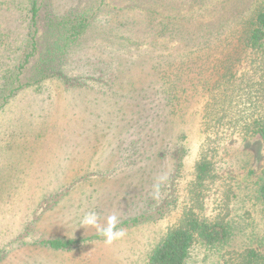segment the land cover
<instances>
[{
  "label": "rangeland",
  "instance_id": "1",
  "mask_svg": "<svg viewBox=\"0 0 264 264\" xmlns=\"http://www.w3.org/2000/svg\"><path fill=\"white\" fill-rule=\"evenodd\" d=\"M255 4L0 0V264H147L187 212L231 226L225 245H193L186 264L264 254V142L203 122L204 58ZM248 68L245 59L237 75ZM202 159L216 174L200 186ZM91 211L100 227L115 214L125 235L107 244L81 227Z\"/></svg>",
  "mask_w": 264,
  "mask_h": 264
},
{
  "label": "trees",
  "instance_id": "2",
  "mask_svg": "<svg viewBox=\"0 0 264 264\" xmlns=\"http://www.w3.org/2000/svg\"><path fill=\"white\" fill-rule=\"evenodd\" d=\"M30 12L31 21L36 26L38 10L34 3ZM239 24L235 35L229 32L225 38H218L220 44H213L204 58L209 61L213 57V63L209 61L208 67L213 79L206 81V89L203 88L206 93L203 122L215 127L216 132L225 127L243 138L259 136L264 142V0H256L254 7ZM31 44L35 46L34 39ZM28 58L26 55V60ZM245 59L249 60V68L247 72L237 75L236 67ZM215 174L210 160L202 159L195 165V179L200 186L213 180ZM256 184L255 196L264 201V169ZM230 226V221L222 214L213 219H204L192 212L184 213L151 249L147 264H186L193 245L207 248L225 245ZM73 243L70 239L43 241L52 249H67ZM237 255H240L236 258L243 264H264V254L255 249H245ZM228 262L225 259L222 264Z\"/></svg>",
  "mask_w": 264,
  "mask_h": 264
},
{
  "label": "clouds",
  "instance_id": "3",
  "mask_svg": "<svg viewBox=\"0 0 264 264\" xmlns=\"http://www.w3.org/2000/svg\"><path fill=\"white\" fill-rule=\"evenodd\" d=\"M167 179L168 177L166 175H160L157 177V180L153 185L154 195H159L161 187ZM117 224L118 217L115 214H112L107 218V227H100L99 216L95 211L86 213L81 221V227L90 226L97 228L98 234L104 238L105 243L107 244H112L115 240L121 239L125 235V231L122 228H118Z\"/></svg>",
  "mask_w": 264,
  "mask_h": 264
}]
</instances>
